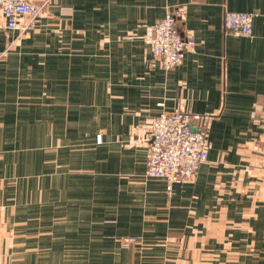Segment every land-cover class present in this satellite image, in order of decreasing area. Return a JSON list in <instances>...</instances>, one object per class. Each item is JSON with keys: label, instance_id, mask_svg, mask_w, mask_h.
<instances>
[{"label": "crops", "instance_id": "0c3cea01", "mask_svg": "<svg viewBox=\"0 0 264 264\" xmlns=\"http://www.w3.org/2000/svg\"><path fill=\"white\" fill-rule=\"evenodd\" d=\"M167 13L195 41L171 69ZM180 108L208 159L168 192L147 145ZM0 264H264V0H47L22 36L0 15Z\"/></svg>", "mask_w": 264, "mask_h": 264}, {"label": "built area", "instance_id": "2783aa9c", "mask_svg": "<svg viewBox=\"0 0 264 264\" xmlns=\"http://www.w3.org/2000/svg\"><path fill=\"white\" fill-rule=\"evenodd\" d=\"M31 0H0V15L8 30L16 29L22 35L35 26L36 17L44 8ZM28 16L27 19H24ZM253 14L226 10L224 27L235 36L251 37ZM192 37H183L176 25V16L167 13L153 26L147 39L152 56L165 69L182 63L186 50L194 44ZM208 159L207 128L200 114L189 113L184 108L163 111L152 119L147 150L148 178L165 181L166 190L171 192L175 184L192 178L199 166ZM135 237L121 239L128 247Z\"/></svg>", "mask_w": 264, "mask_h": 264}, {"label": "rangeland", "instance_id": "374dc122", "mask_svg": "<svg viewBox=\"0 0 264 264\" xmlns=\"http://www.w3.org/2000/svg\"><path fill=\"white\" fill-rule=\"evenodd\" d=\"M46 2H47V0H46ZM43 11H44V8L41 10L40 14H41ZM40 14H39V15H40ZM39 15H38V16H39ZM38 16H37V17H38ZM37 17H36V19H37ZM34 27H35V26H34ZM32 30H33V29H32ZM32 30H30V31H32ZM30 31H28V32H30ZM28 32H26V33H28ZM24 34H25V33H24ZM22 35H23V34H22ZM22 35H21V36H22ZM100 140H101V138H100V136H99V141H100ZM147 146H148V145H147ZM128 236H131V235H128ZM124 237H127V236H122V237H120V239H119V243H120V245H121V239L124 238ZM132 237H134V236H132ZM135 239H136V241H137V238H136V237H135ZM136 241H135L134 243L130 244L128 247H123L122 245H121V247H122V248H125V249H126V248H129V247H131L132 245H134V244L136 243Z\"/></svg>", "mask_w": 264, "mask_h": 264}]
</instances>
